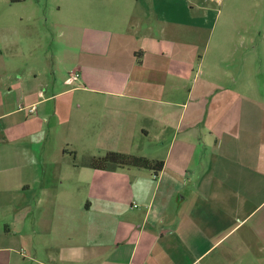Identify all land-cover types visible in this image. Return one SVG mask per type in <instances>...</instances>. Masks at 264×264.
Masks as SVG:
<instances>
[{"label":"crops","instance_id":"0c3cea01","mask_svg":"<svg viewBox=\"0 0 264 264\" xmlns=\"http://www.w3.org/2000/svg\"><path fill=\"white\" fill-rule=\"evenodd\" d=\"M204 2L0 0V264H264L254 48Z\"/></svg>","mask_w":264,"mask_h":264},{"label":"rangeland","instance_id":"374dc122","mask_svg":"<svg viewBox=\"0 0 264 264\" xmlns=\"http://www.w3.org/2000/svg\"><path fill=\"white\" fill-rule=\"evenodd\" d=\"M6 1V0H4ZM43 5L51 4L53 0H38ZM202 1V0H199ZM207 9L209 33H214L216 29L223 23V17L227 14H233L237 19L234 26H229L230 32L239 33L247 38L245 46L240 45L241 40H238L239 46L235 44H227L226 49L232 54L233 60L241 67L247 52L251 51L250 47L254 48V53L251 56L255 68V83L260 87V92L264 95V0H205L202 4ZM8 15L5 10L3 13ZM214 36V35H213ZM250 38L253 41L249 43ZM56 37L54 32H49L48 37L45 39V49L50 50L57 46ZM214 42V41H213ZM208 48H211L208 46ZM51 64V69H52ZM49 71L48 74H50ZM84 147H89L92 150L79 149L74 155V163L79 162L85 158L83 154L92 155L91 157H100L107 152H98L94 144H86ZM101 153L100 155H98ZM86 158L84 161H86ZM76 161V162H75Z\"/></svg>","mask_w":264,"mask_h":264},{"label":"trees","instance_id":"16d2710c","mask_svg":"<svg viewBox=\"0 0 264 264\" xmlns=\"http://www.w3.org/2000/svg\"><path fill=\"white\" fill-rule=\"evenodd\" d=\"M84 165L99 171L129 167L145 169L153 171L155 176L162 169V162H152L144 157L119 152H108L102 157H90Z\"/></svg>","mask_w":264,"mask_h":264},{"label":"built area","instance_id":"2783aa9c","mask_svg":"<svg viewBox=\"0 0 264 264\" xmlns=\"http://www.w3.org/2000/svg\"><path fill=\"white\" fill-rule=\"evenodd\" d=\"M79 75L78 74H74L73 76H71V79L73 81H76L78 79ZM33 109H31L30 111L32 112Z\"/></svg>","mask_w":264,"mask_h":264}]
</instances>
